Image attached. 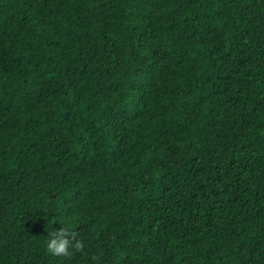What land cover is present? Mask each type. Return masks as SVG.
Instances as JSON below:
<instances>
[{"label": "trees", "instance_id": "obj_1", "mask_svg": "<svg viewBox=\"0 0 264 264\" xmlns=\"http://www.w3.org/2000/svg\"><path fill=\"white\" fill-rule=\"evenodd\" d=\"M0 264H264V0H0Z\"/></svg>", "mask_w": 264, "mask_h": 264}, {"label": "clouds", "instance_id": "obj_2", "mask_svg": "<svg viewBox=\"0 0 264 264\" xmlns=\"http://www.w3.org/2000/svg\"><path fill=\"white\" fill-rule=\"evenodd\" d=\"M50 239L47 242V251L54 256L71 257L74 252H81L84 244L77 239V233L66 228L49 233Z\"/></svg>", "mask_w": 264, "mask_h": 264}]
</instances>
